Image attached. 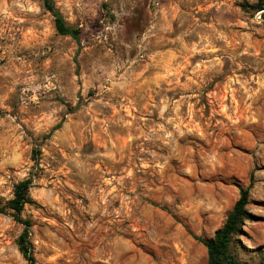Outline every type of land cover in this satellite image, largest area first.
I'll use <instances>...</instances> for the list:
<instances>
[{
    "label": "rangeland",
    "instance_id": "rangeland-1",
    "mask_svg": "<svg viewBox=\"0 0 264 264\" xmlns=\"http://www.w3.org/2000/svg\"><path fill=\"white\" fill-rule=\"evenodd\" d=\"M53 1L80 45L44 0H0V200L32 178L37 264H210L197 237L250 185L232 247L264 264L258 0ZM24 227L0 213V264H28Z\"/></svg>",
    "mask_w": 264,
    "mask_h": 264
},
{
    "label": "trees",
    "instance_id": "trees-1",
    "mask_svg": "<svg viewBox=\"0 0 264 264\" xmlns=\"http://www.w3.org/2000/svg\"><path fill=\"white\" fill-rule=\"evenodd\" d=\"M44 4L46 9L54 17L57 32L62 35L71 36L80 45V28L72 26L66 21L60 8L56 6L53 0H44ZM254 9L257 11H263L262 16L264 18V0H258L254 5ZM32 183V178H27L17 183L15 185L13 198L5 204L0 200V213L8 212L17 222L24 224V230L18 240L19 250L28 261V264H37L32 252V244L30 241L29 228L32 223L30 219L24 218L23 216L26 205L34 202L30 195ZM250 186L241 188L240 197L232 212L228 216L224 225L219 228L212 237L207 239L197 237V239L207 248L210 264H243L237 257L232 246L236 241L235 237L242 233V226L245 220L253 217V215L247 210Z\"/></svg>",
    "mask_w": 264,
    "mask_h": 264
}]
</instances>
